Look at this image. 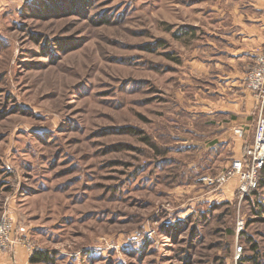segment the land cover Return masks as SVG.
I'll return each instance as SVG.
<instances>
[{"label": "rangeland", "instance_id": "obj_1", "mask_svg": "<svg viewBox=\"0 0 264 264\" xmlns=\"http://www.w3.org/2000/svg\"><path fill=\"white\" fill-rule=\"evenodd\" d=\"M252 2L0 0V217L41 264H264V188L217 181L257 130L222 127Z\"/></svg>", "mask_w": 264, "mask_h": 264}, {"label": "crops", "instance_id": "obj_2", "mask_svg": "<svg viewBox=\"0 0 264 264\" xmlns=\"http://www.w3.org/2000/svg\"><path fill=\"white\" fill-rule=\"evenodd\" d=\"M253 1L252 4L256 10L235 14V17L230 21L227 35L222 37L228 56L231 53L236 62L227 61L224 63L221 74L226 76L224 79L227 80L224 81L235 90V95L240 94L235 99L236 104L233 107L222 109L231 118L229 119L230 122L222 127L227 130L233 124H235L234 126H242L246 132V137H249L251 128H256L259 120L264 116L257 97L249 91L240 89L241 87L244 88L241 79L243 80L245 77V72L251 68L257 56L264 51V0ZM227 133L228 131L224 136ZM252 143L253 140L251 139L246 146L248 147ZM31 252L23 244H16L14 249L3 255L0 264H30V258L33 254Z\"/></svg>", "mask_w": 264, "mask_h": 264}, {"label": "built area", "instance_id": "obj_3", "mask_svg": "<svg viewBox=\"0 0 264 264\" xmlns=\"http://www.w3.org/2000/svg\"><path fill=\"white\" fill-rule=\"evenodd\" d=\"M245 83L247 89L259 100L262 112H264V51L260 53L254 64L248 71ZM235 132L240 137L246 136L244 128L238 127ZM247 147V146H246ZM245 147L242 158L236 159L232 167L218 175L217 181L225 183L232 177L239 178L238 190L244 196L259 186L260 172L264 168V116L259 120L255 139L251 145ZM212 181V180H211ZM239 229L244 227V221L238 222ZM20 232L16 230L14 220L9 213H4L0 217V263L3 254L14 249L16 244H24L26 241L25 228ZM32 251V250H31ZM243 246L236 248L234 260L227 264H240L242 259Z\"/></svg>", "mask_w": 264, "mask_h": 264}, {"label": "trees", "instance_id": "obj_4", "mask_svg": "<svg viewBox=\"0 0 264 264\" xmlns=\"http://www.w3.org/2000/svg\"><path fill=\"white\" fill-rule=\"evenodd\" d=\"M261 188H264V168L260 172L259 186L256 189L250 191L247 195L250 196L253 193H257V191L258 190L260 191ZM251 246H252L251 247L252 250L256 249L255 244H252ZM255 258H256L255 256H253V257L244 256V257H242L240 264H244L245 262H248V261L255 259ZM49 260H50V254L48 253L47 250H43V249L35 250L34 253L32 254L31 258H30V262L32 264H41L43 262H48Z\"/></svg>", "mask_w": 264, "mask_h": 264}]
</instances>
